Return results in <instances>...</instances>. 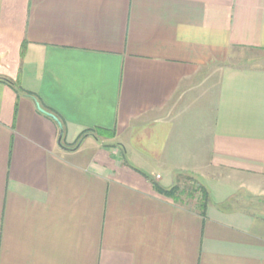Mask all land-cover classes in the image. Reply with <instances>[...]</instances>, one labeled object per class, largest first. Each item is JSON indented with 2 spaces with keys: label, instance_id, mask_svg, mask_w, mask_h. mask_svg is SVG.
Returning a JSON list of instances; mask_svg holds the SVG:
<instances>
[{
  "label": "crops",
  "instance_id": "1",
  "mask_svg": "<svg viewBox=\"0 0 264 264\" xmlns=\"http://www.w3.org/2000/svg\"><path fill=\"white\" fill-rule=\"evenodd\" d=\"M0 78V264H264V0H0Z\"/></svg>",
  "mask_w": 264,
  "mask_h": 264
},
{
  "label": "trees",
  "instance_id": "2",
  "mask_svg": "<svg viewBox=\"0 0 264 264\" xmlns=\"http://www.w3.org/2000/svg\"><path fill=\"white\" fill-rule=\"evenodd\" d=\"M0 81L9 83L11 85H15L10 79L0 78ZM42 111L45 112L47 115H49L51 118L55 119L56 121H60L59 118L57 117V115L54 114L53 112L46 111L44 109H42ZM93 133H94V135L96 134V136H98V137L99 136H107L108 138H112L115 136V133L112 131H106V130H100V129L96 130V132H93ZM87 134H88V132H85L84 134H82L80 136V138L78 139L77 143L75 144V146H77L82 141V139L85 137V135H87ZM192 180L195 181L194 184H192V187L190 186L191 188H189L187 190L184 189L183 191L188 192L191 196H193L195 191H201L202 198L199 201V208L202 212H204V210L206 209V206H207L208 198H209L208 192H207L205 187H203L199 183H196V180L190 176L188 181H192ZM159 190L163 194L170 196V197H173V198H176L178 193L180 192V188L177 185H174L170 188L159 187ZM183 193H185V192H183Z\"/></svg>",
  "mask_w": 264,
  "mask_h": 264
},
{
  "label": "rangeland",
  "instance_id": "3",
  "mask_svg": "<svg viewBox=\"0 0 264 264\" xmlns=\"http://www.w3.org/2000/svg\"><path fill=\"white\" fill-rule=\"evenodd\" d=\"M188 180H189V177H183L182 179L179 180L178 183H175V185L179 186L180 189L184 186L183 189L187 190V189L191 188L192 184H194V182H195L194 180H192V181H188ZM196 183H198V182L196 181ZM193 197L197 198L200 201V199L202 198L201 191H195L194 194H193ZM238 203L239 204L242 203L243 205H245L246 208H248V209H250L252 211L259 210V209L264 211V198H262V197L258 198V199H255V198L254 199L253 198H248V199L240 198ZM241 207H243V206H241Z\"/></svg>",
  "mask_w": 264,
  "mask_h": 264
},
{
  "label": "water",
  "instance_id": "4",
  "mask_svg": "<svg viewBox=\"0 0 264 264\" xmlns=\"http://www.w3.org/2000/svg\"><path fill=\"white\" fill-rule=\"evenodd\" d=\"M41 110H42V108L41 107H39ZM58 123H59V125H60V128L62 129V125H61V123L58 121ZM61 139H62V134H61V136H60V144H61V146H63L62 145V143H61Z\"/></svg>",
  "mask_w": 264,
  "mask_h": 264
},
{
  "label": "built area",
  "instance_id": "5",
  "mask_svg": "<svg viewBox=\"0 0 264 264\" xmlns=\"http://www.w3.org/2000/svg\"><path fill=\"white\" fill-rule=\"evenodd\" d=\"M159 177V176H158Z\"/></svg>",
  "mask_w": 264,
  "mask_h": 264
}]
</instances>
